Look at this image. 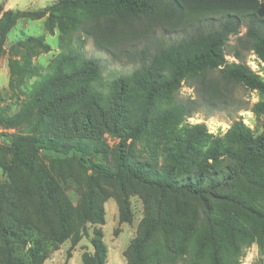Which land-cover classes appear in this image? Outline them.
<instances>
[{
  "label": "trees",
  "instance_id": "trees-1",
  "mask_svg": "<svg viewBox=\"0 0 264 264\" xmlns=\"http://www.w3.org/2000/svg\"><path fill=\"white\" fill-rule=\"evenodd\" d=\"M56 2L27 18L48 15L50 35L77 28L113 60L137 68L103 92L97 60L61 53L38 75L19 114L0 121L24 123L28 131L0 149L8 179L0 184V264H25L17 253L27 244L28 264H45L60 246L89 237L90 229L93 252L82 264H107L104 203L115 198L125 222L133 195L141 196L146 215L125 254L127 264H241L248 248L264 242V130L240 118L222 137L210 135L205 124L185 123L198 108L194 101L178 103L176 92L191 81L202 103L223 110L241 86L258 93L250 111L264 119V78L243 60L251 52L264 64V0ZM22 17L4 12L0 55ZM242 28L237 62H230L226 46ZM157 32L181 37L163 42ZM43 40L29 36L17 44L24 74H35L32 59L50 51ZM106 135L122 140L108 164L102 158ZM129 139L146 145L142 163L130 155ZM43 151L57 156L47 164ZM85 157L101 159L86 163ZM68 180L83 188L76 206Z\"/></svg>",
  "mask_w": 264,
  "mask_h": 264
},
{
  "label": "rangeland",
  "instance_id": "rangeland-1",
  "mask_svg": "<svg viewBox=\"0 0 264 264\" xmlns=\"http://www.w3.org/2000/svg\"><path fill=\"white\" fill-rule=\"evenodd\" d=\"M56 0H0V20L4 12L12 10L19 11L25 14L17 20L16 24L10 31L9 36L5 41L3 53L0 55V121L6 118H14L22 110L23 101L28 99V93L35 86L39 74H45L50 66L52 60L61 53H78L82 57L97 60L102 67V84H98V88L103 92L108 91L111 82L118 77L131 74L136 68L137 64L130 63L123 59L122 61H115L105 51L97 48L93 39L86 38L77 28L69 30L62 34L58 29L53 35L47 31L48 15L42 19H29L40 11L54 5ZM81 13H89L90 10L78 9ZM72 15L77 16L76 10H72ZM203 18L206 20L211 19ZM3 20V19H2ZM205 21V20H204ZM246 29L242 28L239 36L231 37L225 49L226 58L230 62H237L233 57V53L240 49L238 39L244 36ZM29 36L44 37L43 43L49 45L50 51L42 53L41 55L32 59L33 71L35 74H24L22 64H24L21 56L18 54L19 50L17 44L21 40L27 39ZM157 38L163 42H172L178 40L181 35L164 34L162 32L156 33ZM144 47V43H141ZM16 47V49H13ZM243 60L250 68L264 78V64H261L257 57L251 52L243 53ZM191 81L182 83V87L176 92V100L178 103L196 102L197 111L193 113L192 117L186 119V124H205L207 132L215 137H222L234 119H243L244 123L258 131L263 132L264 119H257L250 111L252 106L260 100L257 92H251L241 86H237L234 90L233 100L230 106L226 109L220 110L218 106L202 103L203 100L199 93L191 86ZM24 123L18 122L15 126H9L5 123H0V149L6 148L11 144L12 138L17 135L28 134ZM108 155L102 157L105 163L113 161L115 156V147L122 141L111 135L105 136ZM126 146L132 158L137 162H143L147 157L144 153L146 145L139 141L129 139L126 141ZM1 151V150H0ZM1 155L4 152L0 153ZM50 152H41L40 157L48 164L51 158L56 157ZM81 157V155H80ZM101 158L94 160L92 157H85V162H97ZM93 160V161H91ZM74 176H80L77 169L73 170ZM8 181L4 170L0 167V184ZM82 186L78 187L72 180L67 181V195L71 202L76 206L81 200ZM111 192L110 189L107 190ZM153 194L149 193L148 198L153 200ZM130 216H127L125 222L121 220L119 206L115 198L108 197L104 203L106 212L105 224L103 230V243L108 249L107 264H127L125 257L132 241L138 236L139 226L145 218L146 208L140 195H133L129 201ZM89 237H84L76 246H71L70 242L60 246L57 251H53L50 259L45 264H82L85 254L90 255L93 252L90 238L93 235V230L88 231ZM72 248H71V247ZM30 244H27L25 250H28ZM145 249V248H144ZM142 250L143 253L151 252L150 248ZM22 247L18 249L17 255L29 263L26 256V251H22ZM133 260V264L141 263ZM241 264H264V242L262 244L254 243L245 252L241 260Z\"/></svg>",
  "mask_w": 264,
  "mask_h": 264
}]
</instances>
